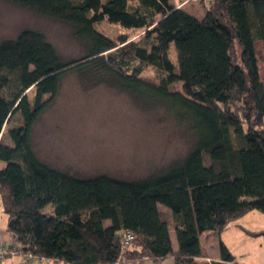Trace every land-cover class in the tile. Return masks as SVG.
Segmentation results:
<instances>
[{"label": "trees", "instance_id": "trees-1", "mask_svg": "<svg viewBox=\"0 0 264 264\" xmlns=\"http://www.w3.org/2000/svg\"><path fill=\"white\" fill-rule=\"evenodd\" d=\"M5 1L70 25L82 47L65 59L33 28L0 42V135L22 116L8 128L10 143L0 137V197L18 252L67 264L170 256L198 264L202 233L264 213V79L256 47H264V0H200L201 16L172 0ZM104 20L143 33L112 39L96 26ZM147 66L159 72L158 83L141 77ZM70 72L162 105L193 147L163 172L137 179L81 177L44 162L33 129ZM176 82L182 91L171 89ZM160 205L172 212L177 249ZM128 231L134 240L126 246ZM219 252L212 264H242L222 240Z\"/></svg>", "mask_w": 264, "mask_h": 264}, {"label": "rangeland", "instance_id": "rangeland-1", "mask_svg": "<svg viewBox=\"0 0 264 264\" xmlns=\"http://www.w3.org/2000/svg\"><path fill=\"white\" fill-rule=\"evenodd\" d=\"M187 1L193 13H203L200 0ZM96 26L112 39L123 33H128L131 39H138L143 33V30L126 29L105 20ZM25 28L44 32L65 59L82 54V47L70 25L0 0V42L17 36ZM256 47L260 75L264 79L263 43L258 41ZM170 56L176 60L174 44L171 45ZM141 77L158 83L160 74L155 67L147 66ZM171 89L182 91V83L176 82ZM28 95L33 98V89ZM21 119L20 112H17L0 137H6L8 128L20 124ZM5 141L10 143L7 137ZM32 141L38 157L53 166L81 177L106 173L125 179L163 172L194 145V139L184 125L178 123L162 105L140 101L106 84L89 83L76 72L64 76L56 99L33 129ZM2 208L0 197V223L6 224L7 215ZM162 210L164 218H167L166 208ZM208 232L211 233L210 239L216 238L218 242L220 234L211 231L201 234L200 240L206 245L207 252ZM250 241L249 244L244 243L245 249H240L241 243L233 245L231 239L235 252L239 255L246 252L242 258L239 257L242 264L258 262L263 257L261 238Z\"/></svg>", "mask_w": 264, "mask_h": 264}, {"label": "crops", "instance_id": "crops-1", "mask_svg": "<svg viewBox=\"0 0 264 264\" xmlns=\"http://www.w3.org/2000/svg\"><path fill=\"white\" fill-rule=\"evenodd\" d=\"M175 4H177L179 7H182L188 11H192L191 9L188 8V2L189 1H184L180 2L178 1H173ZM193 12V11H192ZM204 13V9H203ZM198 14V15H203ZM163 205H160V211L161 213L163 212L162 208H166L167 210V218H164L163 213L162 216L166 220V222L169 225V230H170V236L171 240L173 243L174 249H177L178 243H177V238H176V232H175V225L173 223V215L172 212L169 208L167 207H162ZM3 207V204H2ZM3 210V208H2ZM4 212V210H3ZM5 213V212H4ZM6 214V213H5ZM7 215V214H6ZM211 232H216V231H211ZM261 233V234H253V233ZM217 233V232H216ZM203 234V233H202ZM208 236L206 237L207 242L209 244V251L207 252L205 249L204 242H201L202 245V255L197 258L198 264H212V261L219 260L220 258V252H219V242L222 240L228 247L229 249L236 255L237 260H239V257L242 258L244 255H246V252L242 251V254L239 255V253L235 252L233 250L232 245L230 244L231 239L233 242V245L241 243L239 246L240 249H245L244 243L251 242L250 240H255L261 238V250L263 257L261 258V261L258 262H248L245 264H264V213L258 211V210H253L250 211L243 216L239 217L238 219L230 222L227 227L219 234V242L215 238L210 239L211 233H207ZM261 236V237H260ZM0 242L8 245H12L15 243V236L14 234L9 231L8 229V215H7V220L6 224H1L0 223ZM0 264H67L64 261L60 260H55V259H49V258H34L29 260L28 262H22L21 257L19 254H10L4 259H0ZM117 264H175V259L174 257L170 256L168 258L159 260V261H153L148 258H143V259H138V260H123L118 262Z\"/></svg>", "mask_w": 264, "mask_h": 264}, {"label": "built area", "instance_id": "built-area-1", "mask_svg": "<svg viewBox=\"0 0 264 264\" xmlns=\"http://www.w3.org/2000/svg\"><path fill=\"white\" fill-rule=\"evenodd\" d=\"M134 240V234L130 231L124 234V243L126 246H129L131 242ZM10 254H19L22 262H28L31 259L38 258L33 252H18L15 248V245H6L0 242V259H4V257ZM43 259V258H41Z\"/></svg>", "mask_w": 264, "mask_h": 264}]
</instances>
